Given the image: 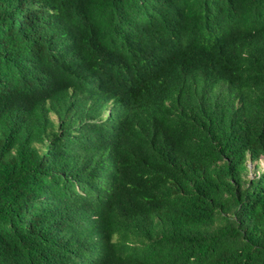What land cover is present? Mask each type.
Wrapping results in <instances>:
<instances>
[{
	"label": "trees",
	"instance_id": "1",
	"mask_svg": "<svg viewBox=\"0 0 264 264\" xmlns=\"http://www.w3.org/2000/svg\"><path fill=\"white\" fill-rule=\"evenodd\" d=\"M264 0H0V264H264Z\"/></svg>",
	"mask_w": 264,
	"mask_h": 264
},
{
	"label": "rangeland",
	"instance_id": "2",
	"mask_svg": "<svg viewBox=\"0 0 264 264\" xmlns=\"http://www.w3.org/2000/svg\"><path fill=\"white\" fill-rule=\"evenodd\" d=\"M263 163H264V159H262V160L260 161V166H261V167H262Z\"/></svg>",
	"mask_w": 264,
	"mask_h": 264
}]
</instances>
